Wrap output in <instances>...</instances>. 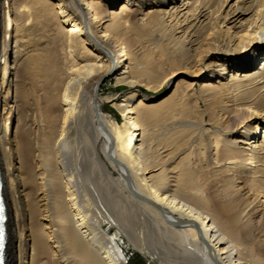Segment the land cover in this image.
Returning a JSON list of instances; mask_svg holds the SVG:
<instances>
[{
	"label": "bare ground",
	"instance_id": "obj_1",
	"mask_svg": "<svg viewBox=\"0 0 264 264\" xmlns=\"http://www.w3.org/2000/svg\"><path fill=\"white\" fill-rule=\"evenodd\" d=\"M182 1L0 0V264H264V0Z\"/></svg>",
	"mask_w": 264,
	"mask_h": 264
},
{
	"label": "rangeland",
	"instance_id": "obj_2",
	"mask_svg": "<svg viewBox=\"0 0 264 264\" xmlns=\"http://www.w3.org/2000/svg\"><path fill=\"white\" fill-rule=\"evenodd\" d=\"M183 2L182 0H177ZM236 0H231V3H234ZM249 0H241L240 3L243 5ZM122 2H118L117 8L120 7ZM240 4V5H241ZM249 21V20H247ZM260 61V60H259ZM9 70L6 72V81L8 80ZM188 79L185 74H177V76H172L168 82L157 90H151L144 85H136L135 87H130L126 84H119L116 82V79L112 75H106L99 86V97L102 101L103 112L111 117L112 119L121 122L122 114L119 109L115 106L116 102H119L125 94L129 93L131 90H136L138 94L146 95L147 97H153L154 103L160 101L167 95H171L176 89L186 85ZM140 96V95H139ZM138 96V98H139ZM136 98V100L138 99ZM106 99V100H105ZM121 120V121H120ZM118 176V173L115 172V177ZM109 227V226H108ZM107 228V225H105ZM116 229L114 227L108 229V232L113 234ZM121 237L117 238V241L120 243V246L123 250V253L129 264H150L148 258L143 255L139 250L136 249L134 241H132L126 233H122ZM156 264V263H155Z\"/></svg>",
	"mask_w": 264,
	"mask_h": 264
}]
</instances>
